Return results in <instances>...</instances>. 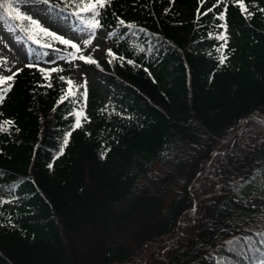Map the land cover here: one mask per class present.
Masks as SVG:
<instances>
[{
  "label": "trees",
  "instance_id": "1",
  "mask_svg": "<svg viewBox=\"0 0 264 264\" xmlns=\"http://www.w3.org/2000/svg\"><path fill=\"white\" fill-rule=\"evenodd\" d=\"M244 3L251 18L237 0H111L100 22L124 59L86 63L110 94L75 130L72 49L19 29L38 67L0 104L19 128L0 133V264H264V0ZM48 5L87 30L67 0Z\"/></svg>",
  "mask_w": 264,
  "mask_h": 264
},
{
  "label": "snow or ice",
  "instance_id": "2",
  "mask_svg": "<svg viewBox=\"0 0 264 264\" xmlns=\"http://www.w3.org/2000/svg\"><path fill=\"white\" fill-rule=\"evenodd\" d=\"M20 2L21 0H0V21L7 20L13 22L14 27L23 31L29 40L36 42L43 48H53L54 42L71 48L72 51H70L66 57H63V59L67 61L79 59L84 61L85 63L96 64L97 67L100 66L99 61L93 58L92 53H89V55L85 56L83 55V52L93 44V41L97 38L98 30L103 28V25L100 22L101 9H104L106 6H110L111 0H67L68 5L74 9L71 14L76 16L79 21L84 23L85 28L87 29L88 38L83 41L82 45L73 42L71 39L65 38L63 35L49 30L47 27L43 26L39 20L34 19L32 16L26 13H23L17 7ZM24 2H28V0H24ZM39 2L49 4L50 0H39ZM220 2L222 4H226L227 0H220ZM237 2L240 9L242 10V13L246 14V18H251L253 16V13L250 12L245 6L244 0H237ZM259 11L264 13V8H260ZM225 13L226 8L225 11L221 12V14L217 17V19H219L220 21H225L220 25V27L223 28L224 31L217 34L215 37L217 40L223 42L220 47L216 49V51L220 53L219 63L221 66H223L228 59L227 55L225 54V49H227L228 47L229 40V36L227 34L228 25L226 22ZM117 19L119 20V18ZM119 23L121 26H126L128 28L136 27L134 24L125 25V22L123 20H119ZM114 35L116 34L110 32L108 33L107 38H110ZM98 49L99 45L97 44L93 49V52L97 51ZM106 52L107 55L111 57V59L108 60L109 64H112L113 60L119 59L123 61L124 59L123 57H117L111 48L107 49ZM8 63L9 61L7 57H0V67H4L5 71L12 72V67H14L15 65L13 64L12 67H8ZM128 63L133 64V61L129 60ZM25 67H38V65L33 62L31 64H26ZM121 67H123V63H121ZM20 71H22V69H16L15 72H12V74L8 76L0 74V104L3 103L7 93L11 91L12 84L9 83V81H14L15 77L19 74ZM39 71L41 73H45L44 78L46 80H50L51 73L57 71L63 72L64 69L55 67L50 69L40 68ZM144 71L147 72L148 70L144 69ZM59 79L66 82L68 85V89L65 90L66 94L62 95L60 98V103H63L65 100L69 99V97H76V94L80 89H83V91L80 92V97L84 101H86L88 95V81L86 74L84 75L83 83L75 84V90H73L74 81L64 76H60ZM4 85H6V87H3ZM42 86L52 87V84L48 83L47 85ZM0 116H3L2 112H0ZM82 118L85 121L88 120V117L82 110L77 111L75 113V123L73 125V130L82 126ZM13 127H15V121L12 119H5L0 121V133L9 132V130ZM15 131L18 132L19 128L15 127ZM70 136L71 132H68L64 135L62 145L59 148L58 156L64 154V150L68 146ZM108 151H110V149H106L101 154L102 159L106 157ZM49 167L51 168L52 165L50 164Z\"/></svg>",
  "mask_w": 264,
  "mask_h": 264
},
{
  "label": "rangeland",
  "instance_id": "3",
  "mask_svg": "<svg viewBox=\"0 0 264 264\" xmlns=\"http://www.w3.org/2000/svg\"><path fill=\"white\" fill-rule=\"evenodd\" d=\"M21 8L23 13L39 20L41 24L49 30L63 35L65 38L71 39L73 42L82 45L83 41L88 38L87 30L75 28L72 26L68 18L55 14L48 4L41 3L39 0H28V2H23ZM228 32L229 29H227V33ZM128 38V34L123 36V39ZM97 44L99 45V49L93 52V49ZM109 44L110 42L106 38L104 30L100 29L97 32V38L93 41V44L83 52V55L87 56L89 53H92L93 58H104L107 53L106 50L109 48ZM213 45L214 44L211 42L202 43V46L206 48H211ZM0 57H7L9 61L8 67H12L13 64L15 65L12 67V72H15L16 69L25 65L28 61V46L21 37L20 30L16 27L9 26L3 21H0ZM72 66L73 69L66 73L64 77L74 81L73 89L75 88V84L83 83L85 74L88 81V95L86 101L80 97V92H82L83 89H80L76 94L78 111L82 110L88 117L87 121L82 118V123L84 124L86 122L95 121L93 118V107L91 103L98 99L106 101L110 94V86L102 79L98 78L92 67L86 65L84 61L79 59L73 60ZM12 72L5 71L4 67H0V74L4 76L11 75ZM95 93L98 95H95ZM256 189L258 191L264 190V176L259 179L256 184ZM179 228L180 225L177 226V229Z\"/></svg>",
  "mask_w": 264,
  "mask_h": 264
},
{
  "label": "water",
  "instance_id": "4",
  "mask_svg": "<svg viewBox=\"0 0 264 264\" xmlns=\"http://www.w3.org/2000/svg\"><path fill=\"white\" fill-rule=\"evenodd\" d=\"M252 116H255V115H252ZM248 118H249V116L246 117V119H248Z\"/></svg>",
  "mask_w": 264,
  "mask_h": 264
}]
</instances>
